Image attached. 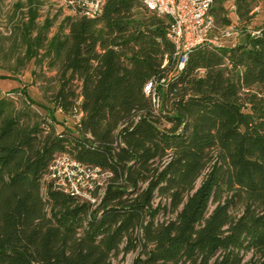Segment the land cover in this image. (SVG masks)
I'll use <instances>...</instances> for the list:
<instances>
[{
    "label": "trees",
    "instance_id": "obj_1",
    "mask_svg": "<svg viewBox=\"0 0 264 264\" xmlns=\"http://www.w3.org/2000/svg\"><path fill=\"white\" fill-rule=\"evenodd\" d=\"M226 1L211 8L224 27ZM259 1L232 0L242 42L196 48L181 71L170 20L140 0L65 19L49 43L61 67L51 103L79 116L74 130L0 99V264H112L134 251L132 264H264V25L247 32ZM63 154L109 173L95 203L44 181Z\"/></svg>",
    "mask_w": 264,
    "mask_h": 264
},
{
    "label": "rangeland",
    "instance_id": "obj_2",
    "mask_svg": "<svg viewBox=\"0 0 264 264\" xmlns=\"http://www.w3.org/2000/svg\"><path fill=\"white\" fill-rule=\"evenodd\" d=\"M225 6L238 35L220 39L222 47L244 40L232 0H227ZM137 12V19L143 17L140 10ZM254 12L248 33L264 25V0L258 2ZM72 16L75 15L52 0H0V99L11 102L16 113L24 112L30 123L48 121L58 130H74L78 120L77 116L65 117L51 103L59 88L61 67L48 53L50 40L61 34L65 19ZM224 29L217 23L212 37L220 38L219 32ZM30 53L35 56L31 58ZM74 86L80 91L79 81ZM160 215L164 217L163 213ZM169 217L167 213L166 218ZM137 255L138 251L120 254L112 259V264H132Z\"/></svg>",
    "mask_w": 264,
    "mask_h": 264
},
{
    "label": "built area",
    "instance_id": "obj_3",
    "mask_svg": "<svg viewBox=\"0 0 264 264\" xmlns=\"http://www.w3.org/2000/svg\"><path fill=\"white\" fill-rule=\"evenodd\" d=\"M74 15L95 18L99 16L107 0H52ZM142 6L158 16L167 17L171 26L167 37L175 46L178 71H181L188 55L196 48L213 46L221 48L220 39L236 37L234 25L226 26L219 32L220 38L212 37L217 31L216 19L211 12L214 0H140ZM260 31L252 32L259 35ZM163 81V80H162ZM157 82L149 81L144 93L150 96L156 110L160 107V97L156 93ZM79 119V116H78ZM108 172L97 167H88L67 154L58 155L52 161L45 182L66 194L75 195L95 203L103 194V186ZM98 196L94 191L98 188Z\"/></svg>",
    "mask_w": 264,
    "mask_h": 264
}]
</instances>
